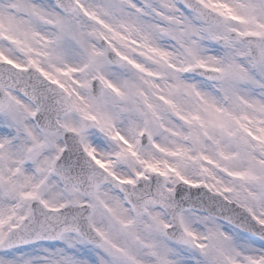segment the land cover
<instances>
[{"label":"snow or ice","instance_id":"obj_1","mask_svg":"<svg viewBox=\"0 0 264 264\" xmlns=\"http://www.w3.org/2000/svg\"><path fill=\"white\" fill-rule=\"evenodd\" d=\"M0 264H264V0H0Z\"/></svg>","mask_w":264,"mask_h":264}]
</instances>
